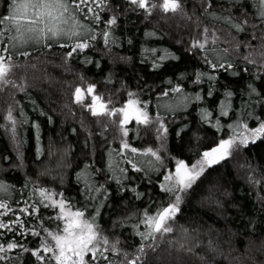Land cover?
<instances>
[{
    "label": "snow or ice",
    "instance_id": "1",
    "mask_svg": "<svg viewBox=\"0 0 264 264\" xmlns=\"http://www.w3.org/2000/svg\"><path fill=\"white\" fill-rule=\"evenodd\" d=\"M190 2L193 4L191 14L187 10ZM224 4L229 7L224 8ZM197 9L202 10V15L223 21L229 26L231 31L228 34L231 39L225 43L231 45V49L220 48L216 31L210 30L207 26H203L202 39L193 38L191 44L180 54L168 48L142 45L140 63L143 68H148L150 61V69L155 73L164 71L167 67L165 62H179L185 55H190L199 65L193 67L192 75L188 74L187 69L181 71L175 86L167 87L163 92L157 93L158 100L161 96L167 97L169 92L177 93L178 96L174 103H157L154 117L150 116V101L140 99L144 94L143 91L128 92V98L120 107H116L111 99L105 101L101 94H97L96 83H89L86 89L76 86L73 93L75 104L81 109L86 108L92 117L96 118L91 126L81 120L84 134L82 150L86 154L90 150L94 157L99 156V159L103 160L104 154L97 152V148L101 144H108L105 130L110 124L103 121L104 117L114 118L110 122L112 125L118 122L119 144L116 148L108 147L110 159L107 168L85 164L83 170L75 173L77 183H80L82 172L88 173L84 187L78 190L83 196L82 206L72 205L63 191L57 194L55 190L35 187L28 178L19 189L0 180V193L7 196V199L0 198V264H27L23 259L25 255L32 258V264H141L146 246H152L146 245L145 242L148 240L154 242L157 234L163 236L173 232L169 222L182 211V201L190 194H195L196 189L203 183L206 173L213 166H219L221 162L227 161L242 146L264 142V90H261L264 89V75H262L264 73V0H260V8L256 13L259 17L258 22H251L252 13L249 11L247 0H162V3L158 0H0V88L11 86L23 92L32 103L34 111L37 110L36 101L26 91V84H18L13 78L15 69L21 66L16 62V57L30 56V52L20 51L22 47L35 45L52 49L54 45L59 44L61 50L70 48L63 54L65 61L83 55L84 64L94 63L100 68V62L94 61L85 50L93 49L101 38L106 48L110 44H116L120 39L116 36V31L121 27L122 18L130 21L131 15L142 14L147 21L159 10L163 14L179 15L186 21H193L195 17L194 23L199 29L202 22L196 15ZM210 31L211 46H208ZM232 31L236 33L235 36H232ZM164 35L166 34L161 33V40ZM241 35L247 39H239ZM144 36L156 37L157 31H145ZM127 43L132 45V38L129 37ZM241 50H245L246 54L242 55L241 62H237L231 52L240 54ZM209 56H212V59H209ZM118 59L125 62L132 61L130 56H122ZM249 65L256 69L255 72L251 71ZM32 67L34 68L35 65ZM228 74L241 78L247 74L249 80L246 87L240 88L237 92L228 82L222 83L221 76ZM114 75L115 73L110 70L106 80H111ZM257 81L260 82L261 89L257 88ZM167 83L172 85V78H167ZM187 85L192 87V92L185 90ZM141 87L149 92L152 88L143 79L142 84H137L138 89ZM89 94L91 103L85 100V95ZM237 95L240 97V103L239 107H234L233 97ZM193 100L196 104H192ZM200 103L206 104L207 107L197 108L199 125L226 133L224 136L213 138L207 145L204 144L208 139L207 135H199L201 132H206V129L198 126L193 131V122L183 115L190 105L196 107ZM40 113L46 115L43 110H40ZM19 115L25 117L23 106L19 108ZM233 116L235 119L232 118ZM168 117H171V125L166 122ZM225 117L231 121L226 125L222 124ZM5 119L11 122V138L17 150L16 163L13 164L12 159L6 155H0V161L11 165L13 171L17 168L22 169L25 167V157L20 151L22 141L17 138L18 121L11 107ZM47 119L49 123L53 122L51 116ZM132 121L136 123L134 130L136 137H139L140 126L143 125L147 134L150 135L151 131L155 132V139L160 141L159 147L154 149L134 146L130 142L133 139L130 132L133 130L128 127ZM27 122L26 119L21 121V123ZM33 126L37 129L36 139L39 141L40 124L34 122ZM97 127L100 128L98 134L95 132ZM189 133L192 135L187 143L196 140L198 148H203V151L196 153L198 158L192 160L191 155L187 159L181 158L184 156L183 151L177 152L175 156L171 155L168 147L169 138L178 140L180 145H183ZM70 134L76 135L79 139L81 131L72 128ZM61 140H64L63 136ZM54 144V141L49 143L50 156L54 155L52 152ZM42 154V150L38 147L37 156ZM68 154L67 151L62 154L63 160L67 159ZM114 155H119L126 165H130V168L119 167V162L113 163L111 157ZM36 163L39 164L40 160L37 159ZM61 166L63 167V164ZM141 173L142 175H138ZM154 173L163 176V181L158 183V188L162 190L161 194L168 195L174 200L167 203L166 207L158 208L155 214L145 212L141 221L145 230L137 231L141 243L135 253H129L118 247L119 240L110 242V238L103 234L104 229L97 220L103 218V211L109 207L108 200L110 196H114L115 191L121 192V196L117 198L119 200H123L128 191L135 193L137 199L147 195L139 192V187L156 186L160 176H156L153 180ZM44 174H47V169ZM58 175L63 181V172ZM101 176L102 181L99 179ZM136 180H139V185L135 184ZM113 181L116 183V189L111 188ZM30 183H33L32 192L26 197L25 193ZM13 191L19 193V199L13 198ZM37 195L39 199L30 204L29 200ZM57 195L59 199L56 198ZM214 195L215 193L209 192L210 198ZM216 203L219 205L221 202L217 200ZM49 208L59 211L54 217L45 218L43 214ZM118 208L119 205L114 204L112 211ZM86 213H88L87 218ZM53 221L57 222L55 227L45 226V224L51 225ZM115 226L116 222L113 221V227ZM29 236L36 238L37 242L34 245L27 239ZM208 247L215 251L212 240L208 241ZM14 250L16 254L10 255ZM112 253L119 254L122 259H114Z\"/></svg>",
    "mask_w": 264,
    "mask_h": 264
},
{
    "label": "trees",
    "instance_id": "2",
    "mask_svg": "<svg viewBox=\"0 0 264 264\" xmlns=\"http://www.w3.org/2000/svg\"><path fill=\"white\" fill-rule=\"evenodd\" d=\"M158 2L162 3V0H158ZM247 4L252 13L251 22H258L259 17L256 13L259 11L260 4L256 3V0H247ZM228 7L229 5L224 4V8ZM192 8L193 4L190 2L187 9L189 14H191ZM201 11V9H197L196 12L202 22L199 29L194 23L195 17L193 21H186L179 15L163 14L159 10L147 21L142 14L131 15L130 21H125L122 18L121 27L116 31V36L120 37L116 44H110L106 48L101 38L93 49L85 50L94 61L100 62V68H97L94 63L84 64L83 55L65 61L63 54L70 48L61 50L59 44L54 45L52 49L35 45L22 47L20 51H28L30 56L16 57V62L21 66L15 69L13 78L18 84H26V91L36 101L37 110H33L32 103L23 92H19L11 86L0 88V155H6L12 159L13 164L16 163L17 150L11 138V122L5 119L8 109L11 107L13 115L18 121L17 138L22 141L20 151L25 157V167L17 168L14 171L11 169V165L0 161L2 163L0 180L19 189L28 178L35 187L55 190L57 194L63 191L72 205L82 206L84 200L78 190L84 187L88 173L82 172L80 183H77L75 173L83 170L85 164L107 168L110 159L108 147L116 148L118 146L119 132L117 130L118 122L116 125H112L110 122L114 118L104 117L103 121L110 124V127L105 130L108 144H101L97 148V152L104 154L103 160H100L99 156L94 157L90 150L87 154L82 150L84 134L81 129V120L91 126L95 123L96 118L92 117L86 108L81 109L79 105L75 104L73 93L76 86L86 89L89 83H96L97 94H101L105 101L111 99L116 107H120L123 101L128 98V92L143 91L144 94L140 96V99L150 101L149 112L150 116L154 117L157 103H174L178 96L177 93L169 92L167 97L161 96L158 100L157 93L163 92L167 87L175 86L181 71L187 69L188 74L192 75L193 67L199 65L190 55H185L184 59L179 62H165L167 67L164 71L155 73L150 69V61L148 68H143L140 63L142 45L168 48L180 54L191 44L193 38L202 39L203 26H207L210 30L216 31L220 48L229 47L231 49V45L225 43L231 39L228 34L231 31L229 26L223 21L202 15ZM145 31H157V36L146 38ZM161 33L166 34L163 36V40L160 39ZM235 35L236 33L232 31V36ZM129 37L133 40L132 45L127 43ZM239 39H247V37L241 35ZM209 41L208 46H211V31ZM243 54H246L245 50H241L240 54L235 51L231 52L237 62L242 61ZM122 56H130L132 61L119 60L118 57ZM209 59H212V56H209ZM32 65L35 67L33 68ZM248 67L255 72L254 67L251 65ZM110 70L115 75L111 80H106ZM141 78L152 86L150 92L143 87L137 88L138 83L142 84ZM167 78H172V85H168ZM220 79L222 83L228 82L233 90L238 92L240 88L246 87L249 76L244 74L241 78L228 74L221 76ZM256 86L261 89L259 81L256 82ZM185 90L193 91L190 85H187ZM253 98L255 99V97ZM85 100L87 103H91L90 94L85 95ZM239 103L240 97L234 96L233 106L239 107ZM192 104H196V102L193 100ZM20 106L24 108L25 117L23 118L19 115ZM198 107H207V105L203 103L196 107L190 105L183 115L187 120L193 122V131L198 126L206 129V132L199 133L201 136L207 135L208 137L204 144H209L213 138L226 135L224 132H217L215 128L199 125ZM40 110H43L46 115H42ZM257 113H259V108H257ZM48 116L52 117V123L48 122ZM232 118L235 119L234 116ZM22 119H26L28 122L21 123ZM34 122L40 124L39 141L36 139L37 129L33 126ZM166 122L171 125V117H168ZM229 122L231 121L227 117L222 120V124L225 125ZM128 127L133 130L130 132L133 137L130 142L134 146L153 147L154 149L159 147L160 141L155 139L154 131H151L149 135L145 131V126L141 125L139 137H136L135 121H132ZM72 128L81 131L79 139L76 135L70 134ZM95 132L98 134L100 128H95ZM191 135L192 133H189V136L185 137L186 142L183 145L170 137L168 140L170 154L175 156L177 152L183 151L184 156L181 158L187 159L189 155L192 160L198 158L196 153L203 151V148H198L196 140L190 144L187 143ZM61 136L64 137L63 141ZM50 141L55 142L52 147L54 155L51 156L48 154ZM38 147L43 153L39 157L37 156ZM66 151L69 154L67 159L63 160L62 154ZM37 159L40 160L39 164L36 163ZM111 160L113 163L119 162L118 166L121 168H130V165H126L119 155H114ZM46 169L47 174H44ZM90 170L91 168H89ZM60 172H63V181L59 178L58 173ZM138 175H142V173ZM156 176H160V181L156 186L139 187V192L147 193L140 199L136 198L135 193L128 191L123 200H119L117 198L121 196V192L115 191L114 196H110L108 200L109 207L103 211V218L97 220V223L104 229L103 234L110 238V242L119 240L118 247L129 253H135L141 243L137 231L145 230V226L141 222L145 212L155 214L158 208L162 209L167 206V203L174 200V198L170 199L168 195L161 194L162 190L158 188V183L163 181V176L160 173H154L152 179L155 180ZM99 179L102 181L103 177L101 176ZM33 183L29 184L25 193L26 197L31 195ZM139 183V180L135 181L136 185ZM111 188L116 189L114 181L111 182ZM210 191L215 193L211 198L209 197ZM12 196L14 199H19V193L15 191ZM0 198L7 199V196L0 193ZM56 198L59 199V195ZM38 199L37 195L34 199H30L29 203ZM217 200L221 202L219 205L216 203ZM114 204L119 205V208L113 212ZM181 208L182 211L173 221L169 222L173 228L172 233L163 234V236L157 234L154 242L152 240L145 242L146 245L152 246H146L141 264H264V142L242 146L227 161L221 162L219 166H213L206 173L203 183L196 189L195 194L185 197ZM58 211V209L49 208L43 215L45 218L54 217ZM87 215L88 213H86V218ZM113 221L116 222L115 227H113ZM34 223L38 224L39 221H34ZM56 223L53 221L51 225L45 224V226L55 227ZM59 223L62 224V222ZM27 239L32 241L33 245L37 242L34 237L29 236ZM209 240L214 242L215 251L209 249ZM15 254V250L10 253V255ZM111 255L114 259H122L119 254L112 253ZM23 259L27 261V264H32L31 257L25 255Z\"/></svg>",
    "mask_w": 264,
    "mask_h": 264
},
{
    "label": "rangeland",
    "instance_id": "3",
    "mask_svg": "<svg viewBox=\"0 0 264 264\" xmlns=\"http://www.w3.org/2000/svg\"><path fill=\"white\" fill-rule=\"evenodd\" d=\"M256 3H259L260 4V0H256ZM258 5V4H257Z\"/></svg>",
    "mask_w": 264,
    "mask_h": 264
}]
</instances>
